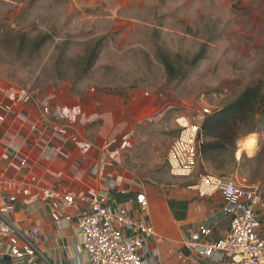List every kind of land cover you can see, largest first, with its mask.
Segmentation results:
<instances>
[{
	"label": "rangeland",
	"instance_id": "374dc122",
	"mask_svg": "<svg viewBox=\"0 0 264 264\" xmlns=\"http://www.w3.org/2000/svg\"><path fill=\"white\" fill-rule=\"evenodd\" d=\"M0 78L36 93L63 82L78 91H147L162 123H138L123 165L152 184L191 183L200 171L173 176L164 161L177 132L170 123L224 105L258 79L264 91V0H0ZM263 131L264 112L255 113L236 142ZM257 142L243 154L247 182L264 181ZM236 148L208 160L230 170Z\"/></svg>",
	"mask_w": 264,
	"mask_h": 264
},
{
	"label": "crops",
	"instance_id": "0c3cea01",
	"mask_svg": "<svg viewBox=\"0 0 264 264\" xmlns=\"http://www.w3.org/2000/svg\"><path fill=\"white\" fill-rule=\"evenodd\" d=\"M156 103L147 91L136 88L78 91L63 82L36 93L0 78V208L10 207L11 217L21 224H38L43 237L40 244L51 247L54 256L57 251L62 256L63 251L70 253L71 229L57 211H65L63 195L92 194L107 177L123 185L130 178L124 173L128 170L123 150L141 120L155 127L162 121L164 112L154 111ZM171 125H175L174 118ZM243 154L244 150L240 158L230 157V170L216 168L201 154L196 170L203 171L202 164L204 171H235L241 179ZM133 176L149 197V214L159 233L155 243L159 264H227L226 259L189 251L182 243L183 236L199 223L211 226L208 240L228 231L230 219L222 210L220 193L199 196L180 180V184L166 186ZM47 188L58 196L44 200L42 191ZM133 195L130 190L115 197L132 209ZM258 230L264 232V209H259Z\"/></svg>",
	"mask_w": 264,
	"mask_h": 264
},
{
	"label": "built area",
	"instance_id": "2783aa9c",
	"mask_svg": "<svg viewBox=\"0 0 264 264\" xmlns=\"http://www.w3.org/2000/svg\"><path fill=\"white\" fill-rule=\"evenodd\" d=\"M47 112V108L44 109ZM212 110L203 107L196 117L177 113L174 117L176 134L165 153L169 173L189 177L201 156V121ZM264 140V131L255 136ZM246 140V139H245ZM237 141L235 157L251 146ZM96 171V167H94ZM199 196L220 193L222 210L229 216L228 231L214 240H208L211 226L199 223L182 243L203 257L226 259L227 264H264V232L258 230L259 209H264V181L247 182L237 172L216 174L200 171L197 179L188 184ZM134 190V207L116 200L117 193ZM44 200L58 196L54 189H43ZM63 219L71 229L70 253L43 248L40 226L21 224L10 215V207L0 208V254H9L22 264H159L157 247L159 238L149 214V197L139 188L138 178H128L123 185L107 177L89 195L64 194ZM26 257V261L24 258Z\"/></svg>",
	"mask_w": 264,
	"mask_h": 264
},
{
	"label": "trees",
	"instance_id": "16d2710c",
	"mask_svg": "<svg viewBox=\"0 0 264 264\" xmlns=\"http://www.w3.org/2000/svg\"><path fill=\"white\" fill-rule=\"evenodd\" d=\"M201 54L202 52L197 53L194 58L201 57ZM258 112H264L261 79L246 85L231 101L205 115L201 122V130L202 134H209L210 137L202 138L199 144L201 154L207 156L209 152L234 146L239 136L240 123ZM252 130L254 129L250 127L247 132Z\"/></svg>",
	"mask_w": 264,
	"mask_h": 264
},
{
	"label": "water",
	"instance_id": "95a60500",
	"mask_svg": "<svg viewBox=\"0 0 264 264\" xmlns=\"http://www.w3.org/2000/svg\"><path fill=\"white\" fill-rule=\"evenodd\" d=\"M26 261V257L24 258ZM0 264H22L16 259L12 258L9 254H0Z\"/></svg>",
	"mask_w": 264,
	"mask_h": 264
},
{
	"label": "bare ground",
	"instance_id": "6f19581e",
	"mask_svg": "<svg viewBox=\"0 0 264 264\" xmlns=\"http://www.w3.org/2000/svg\"><path fill=\"white\" fill-rule=\"evenodd\" d=\"M255 141H257V139L255 138V135H250L249 137H247V140H245V142H243V145L246 143L247 144V146L249 147V146H251ZM246 144H245V146H246ZM251 144V145H250ZM257 144H258V142H257ZM257 144H255L256 146H257ZM254 145V146H255Z\"/></svg>",
	"mask_w": 264,
	"mask_h": 264
}]
</instances>
